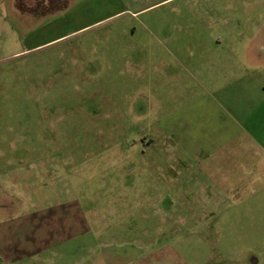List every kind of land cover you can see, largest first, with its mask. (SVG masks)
Masks as SVG:
<instances>
[{"label":"rangeland","instance_id":"obj_1","mask_svg":"<svg viewBox=\"0 0 264 264\" xmlns=\"http://www.w3.org/2000/svg\"><path fill=\"white\" fill-rule=\"evenodd\" d=\"M22 1L0 0V264H264L251 130L177 147L264 86V0ZM61 204L84 231L53 238Z\"/></svg>","mask_w":264,"mask_h":264},{"label":"crops","instance_id":"obj_2","mask_svg":"<svg viewBox=\"0 0 264 264\" xmlns=\"http://www.w3.org/2000/svg\"><path fill=\"white\" fill-rule=\"evenodd\" d=\"M237 92V91H236ZM247 95V94H246ZM248 96V95H247ZM249 97V96H248ZM215 110V107H209V113L208 114V126L205 127V129L199 131V134L197 135L203 137V141H199L198 143L195 142V144H189L186 142H178L177 147L181 148L182 150H185L187 152H192L198 149L199 143L202 144L205 149H208L210 152L212 149H215L217 147H220L221 144H223L222 138L225 135H228L229 137H235L237 136V133L239 132H248L251 130L253 136H254V143L258 146V152L256 154V157H254V163L258 167L260 166V170L264 171V86L257 88L254 91V99L249 98L247 102L243 105V107H236V109H225V110ZM219 111H223V118L220 119L218 116L220 115ZM226 114L228 117H230L229 120H226ZM243 118L249 117L250 119H247L244 121L243 124H239V119H232L231 118ZM248 130V131H247ZM177 130L174 129L173 126L170 127V134L175 133ZM189 132L196 131V130H188ZM193 133V132H192ZM190 133V134H192ZM192 137V136H191ZM194 138V137H193ZM195 139V138H194ZM216 156L206 157L207 161H214L215 162ZM67 204V203H66ZM66 204H61L58 207H61L60 209H57L56 211H52L54 213L49 214L46 219L47 222L52 225V229L57 230L54 234L53 238H61L60 237V230H67V229H79L80 233L84 231L87 227L83 221V217H77L78 210L75 212V214L68 213L67 210L62 208V206ZM81 215V213L79 212ZM78 232V231H75ZM52 238V239H53ZM41 248V247H40ZM254 257L251 256L249 260V264H255L256 260L253 259ZM251 261V262H250Z\"/></svg>","mask_w":264,"mask_h":264},{"label":"flooded vegetation","instance_id":"obj_3","mask_svg":"<svg viewBox=\"0 0 264 264\" xmlns=\"http://www.w3.org/2000/svg\"><path fill=\"white\" fill-rule=\"evenodd\" d=\"M25 1V0H24ZM24 1H22V2H24ZM32 1V4H33V7L34 8H37V6H47V5H56V6H59L58 8H60V7H62L63 5H65V0H31ZM27 2V1H26ZM31 3H30V5L29 6H31L32 5ZM45 13V12H44Z\"/></svg>","mask_w":264,"mask_h":264}]
</instances>
